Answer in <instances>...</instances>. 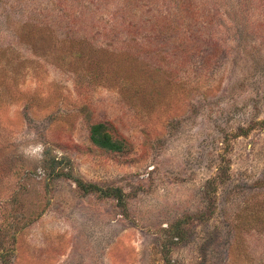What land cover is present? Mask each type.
<instances>
[{"label": "rangeland", "instance_id": "1", "mask_svg": "<svg viewBox=\"0 0 264 264\" xmlns=\"http://www.w3.org/2000/svg\"><path fill=\"white\" fill-rule=\"evenodd\" d=\"M0 264H264V0H0Z\"/></svg>", "mask_w": 264, "mask_h": 264}, {"label": "trees", "instance_id": "2", "mask_svg": "<svg viewBox=\"0 0 264 264\" xmlns=\"http://www.w3.org/2000/svg\"><path fill=\"white\" fill-rule=\"evenodd\" d=\"M91 141L98 147L110 150V151H122L125 147V143L121 139L114 138L111 134L109 127L104 122L95 123L91 127L90 131ZM83 189L87 192L89 191H102L101 194L104 195H115L118 202L123 206L125 203L126 193L121 188L106 187L105 189L100 188L97 184H87L83 185Z\"/></svg>", "mask_w": 264, "mask_h": 264}]
</instances>
